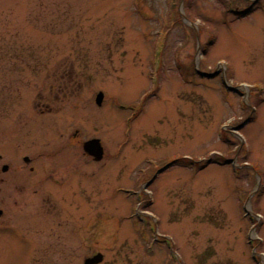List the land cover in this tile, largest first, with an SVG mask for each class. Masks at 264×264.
Masks as SVG:
<instances>
[{
	"label": "rangeland",
	"instance_id": "rangeland-1",
	"mask_svg": "<svg viewBox=\"0 0 264 264\" xmlns=\"http://www.w3.org/2000/svg\"><path fill=\"white\" fill-rule=\"evenodd\" d=\"M2 136L87 171L64 264H264V0H0Z\"/></svg>",
	"mask_w": 264,
	"mask_h": 264
},
{
	"label": "flooded vegetation",
	"instance_id": "flooded-vegetation-1",
	"mask_svg": "<svg viewBox=\"0 0 264 264\" xmlns=\"http://www.w3.org/2000/svg\"><path fill=\"white\" fill-rule=\"evenodd\" d=\"M10 83L12 88L2 95L4 102L8 95L16 97L20 92L17 83ZM37 96L38 93L33 100L35 107ZM6 139L2 136L0 153V232L15 234L23 241L26 264H64L69 249L63 237L75 234L81 239L82 235L72 215L79 214V220L85 216V199L80 195L85 196L83 178L87 171L70 156L61 163L54 147H22L18 143L13 146ZM22 149L28 153L20 154ZM86 154L84 150L76 154V159L81 160ZM56 189L65 193L63 200L56 199ZM97 253L86 255L83 262Z\"/></svg>",
	"mask_w": 264,
	"mask_h": 264
},
{
	"label": "water",
	"instance_id": "water-1",
	"mask_svg": "<svg viewBox=\"0 0 264 264\" xmlns=\"http://www.w3.org/2000/svg\"><path fill=\"white\" fill-rule=\"evenodd\" d=\"M103 98H104V93L100 92L97 96L98 104L102 103ZM84 149L88 154L94 156L95 159L97 160L101 159L104 154V148L99 139H91L85 142ZM103 258L104 255L102 253H98L93 257L87 258L85 264H96L101 262Z\"/></svg>",
	"mask_w": 264,
	"mask_h": 264
},
{
	"label": "trees",
	"instance_id": "trees-1",
	"mask_svg": "<svg viewBox=\"0 0 264 264\" xmlns=\"http://www.w3.org/2000/svg\"><path fill=\"white\" fill-rule=\"evenodd\" d=\"M65 68V67H64ZM68 71V68L66 69Z\"/></svg>",
	"mask_w": 264,
	"mask_h": 264
}]
</instances>
